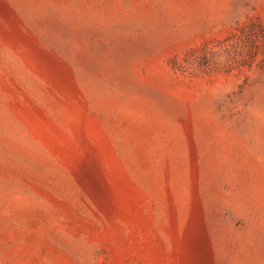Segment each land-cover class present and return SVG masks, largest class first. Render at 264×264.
Listing matches in <instances>:
<instances>
[{"label":"rangeland","instance_id":"rangeland-1","mask_svg":"<svg viewBox=\"0 0 264 264\" xmlns=\"http://www.w3.org/2000/svg\"><path fill=\"white\" fill-rule=\"evenodd\" d=\"M0 264H264V0H0Z\"/></svg>","mask_w":264,"mask_h":264},{"label":"bare ground","instance_id":"bare-ground-1","mask_svg":"<svg viewBox=\"0 0 264 264\" xmlns=\"http://www.w3.org/2000/svg\"><path fill=\"white\" fill-rule=\"evenodd\" d=\"M74 182V181H73ZM71 183V182H70ZM74 184V183H73ZM77 187V186H76ZM80 188V187H79Z\"/></svg>","mask_w":264,"mask_h":264}]
</instances>
